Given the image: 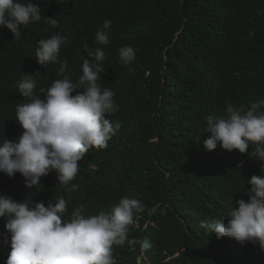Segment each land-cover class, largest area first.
I'll return each mask as SVG.
<instances>
[{
    "label": "trees",
    "instance_id": "1",
    "mask_svg": "<svg viewBox=\"0 0 264 264\" xmlns=\"http://www.w3.org/2000/svg\"><path fill=\"white\" fill-rule=\"evenodd\" d=\"M31 2L42 9L40 22L22 27L18 39L0 27V142L18 141L23 132L15 119L16 105L24 102L16 88L23 74L39 72L36 95L61 78L60 64L44 68L35 58L39 41L57 33L67 37L59 59L68 61L65 74L73 81L81 55L91 62L84 45L103 49L100 84L116 93L119 107L107 118L121 128L107 148L90 149L79 162L76 191L58 185L55 171L37 188L26 187L19 173H0V195L45 206L64 198L65 219L81 205L94 215L110 212L121 197L138 199L145 210L114 247L116 264H264L258 244L218 239L199 227L204 220L227 223L232 203L247 200V180L261 175L259 161L219 145L206 151L204 141L207 116L222 115L229 102L264 99V0ZM43 18H56L59 26ZM105 20L112 22L110 43L97 45ZM125 45L137 50L129 65L118 55ZM5 222L0 218V264L11 252Z\"/></svg>",
    "mask_w": 264,
    "mask_h": 264
},
{
    "label": "clouds",
    "instance_id": "2",
    "mask_svg": "<svg viewBox=\"0 0 264 264\" xmlns=\"http://www.w3.org/2000/svg\"><path fill=\"white\" fill-rule=\"evenodd\" d=\"M42 9L31 0H0V27L11 31L15 39L21 37V28L42 19ZM53 27L56 18H43ZM112 22L105 20L95 33L97 45L110 43ZM67 37L59 33L41 39L36 46L35 58L44 68L60 64L58 76L48 88H40L36 95L35 75L23 74L16 88L24 102L15 107V119L23 129L18 141L6 138L0 142V173L14 177L19 173L28 188L40 187L42 177L57 174L58 185L67 191L79 189L73 183L80 172V163L90 149L102 150L121 128L109 116L119 111L116 93L102 87L106 54L101 47L84 45L82 66L78 79L66 75L68 61H60V49ZM136 49L125 45L118 49L120 62L131 64ZM75 93V94H74ZM41 97H44L42 99ZM204 149L213 151L219 145L223 150H238L260 162L261 175L247 180L245 199L237 200L227 211V223L204 220L200 229L205 234L214 232L217 238L228 237L243 245L258 244L264 251V99L239 106L226 103L222 115L206 117ZM251 149V151H249ZM242 167V164L238 166ZM68 202L64 198L29 203L16 202L0 195V218L10 233L11 252L6 264H116L113 250L123 244L134 217L142 213L141 201L121 197L110 212L86 215L84 206L77 207L65 219ZM152 211H155L153 208ZM8 243V237H4Z\"/></svg>",
    "mask_w": 264,
    "mask_h": 264
}]
</instances>
